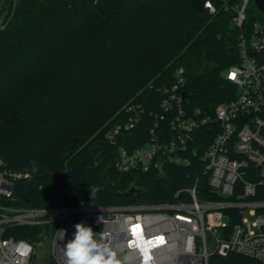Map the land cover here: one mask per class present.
<instances>
[{
	"label": "trees",
	"instance_id": "trees-1",
	"mask_svg": "<svg viewBox=\"0 0 264 264\" xmlns=\"http://www.w3.org/2000/svg\"><path fill=\"white\" fill-rule=\"evenodd\" d=\"M210 1L214 13L181 0H0V154L11 170L29 174L16 182L11 204L128 206L126 193L136 187L147 191L140 203L153 205L194 185L200 199H218L203 159L217 123L196 133L188 166L115 168L120 144L133 149L148 141L162 111L160 89L174 82L177 69H185L188 110L213 116L219 104L237 98L226 73L241 62L240 35L251 36L264 16L247 14L239 30L232 25L242 0ZM254 56L264 63V51ZM130 103L146 108L144 119L111 143L107 130ZM16 237L29 239L25 231ZM211 264L260 263L231 254Z\"/></svg>",
	"mask_w": 264,
	"mask_h": 264
},
{
	"label": "built area",
	"instance_id": "built-area-1",
	"mask_svg": "<svg viewBox=\"0 0 264 264\" xmlns=\"http://www.w3.org/2000/svg\"><path fill=\"white\" fill-rule=\"evenodd\" d=\"M251 1L242 0L237 7L235 28L244 29ZM206 9L216 11L211 1ZM239 50L240 64L226 73L238 88L236 99L219 104L213 116L188 110L185 69L179 68L174 82L160 89L162 111L155 114L148 141L117 149L115 168L120 173L188 166L196 133L217 123L219 132L203 156L217 200L200 199L194 185L162 204L20 207L10 200L16 182L29 174L11 170L0 154V264H66L63 247L80 222L104 233L122 264H211L213 257L231 254L264 264V199H255L264 187V63L254 56L264 51L262 23H254L251 36L240 35ZM146 112L140 103L128 104L124 118L107 130V139L117 144L141 124ZM165 121L167 129L161 126ZM24 231L29 239L16 237Z\"/></svg>",
	"mask_w": 264,
	"mask_h": 264
},
{
	"label": "clouds",
	"instance_id": "clouds-1",
	"mask_svg": "<svg viewBox=\"0 0 264 264\" xmlns=\"http://www.w3.org/2000/svg\"><path fill=\"white\" fill-rule=\"evenodd\" d=\"M30 163L33 172L39 170L35 161ZM96 191L95 188L90 190L93 199ZM74 227V237L63 247L66 264H122L116 253L108 246L104 233L94 232L92 227L86 226L83 222L76 223Z\"/></svg>",
	"mask_w": 264,
	"mask_h": 264
},
{
	"label": "water",
	"instance_id": "water-1",
	"mask_svg": "<svg viewBox=\"0 0 264 264\" xmlns=\"http://www.w3.org/2000/svg\"><path fill=\"white\" fill-rule=\"evenodd\" d=\"M191 6H193L198 12H204L206 10V4L210 0H181ZM257 9L264 16V0H252ZM185 97V94H184ZM161 177L158 182H160ZM147 196V191L144 189H139L136 187H131L130 190L126 193L131 204H139L140 201Z\"/></svg>",
	"mask_w": 264,
	"mask_h": 264
},
{
	"label": "rangeland",
	"instance_id": "rangeland-1",
	"mask_svg": "<svg viewBox=\"0 0 264 264\" xmlns=\"http://www.w3.org/2000/svg\"><path fill=\"white\" fill-rule=\"evenodd\" d=\"M242 2V1H241ZM241 5V4H240ZM239 5V6H240ZM237 9V7H236ZM211 12V11H210ZM258 12H260L257 7L253 4H250L248 6V10H247V14L250 16H253V17H257L258 16ZM213 13V12H212ZM261 13V12H260ZM2 24V18H0V26ZM232 27L234 28V26L232 25ZM156 202V201H155ZM157 203V202H156ZM243 257V256H242ZM244 258H247V257H244ZM247 259H250V258H247ZM253 261V259H251ZM255 261V260H254ZM259 263V262H258Z\"/></svg>",
	"mask_w": 264,
	"mask_h": 264
}]
</instances>
